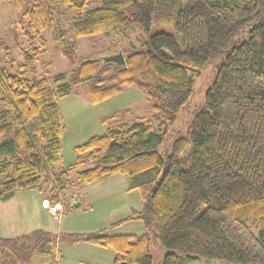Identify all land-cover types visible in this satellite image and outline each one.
<instances>
[{"label": "trees", "instance_id": "16d2710c", "mask_svg": "<svg viewBox=\"0 0 264 264\" xmlns=\"http://www.w3.org/2000/svg\"><path fill=\"white\" fill-rule=\"evenodd\" d=\"M9 1L27 42L24 70L62 18L75 38L140 30L144 41L120 50L124 66L107 60L116 52L84 59L68 81L64 74L29 80L0 67V202L38 191L56 204L73 186L79 192L121 174L141 210L116 224L137 218L145 232L0 238V264H29L35 254L49 260L57 242L109 249L113 264H153L151 240L165 251L159 264H264V0H187L184 8L185 0ZM153 20L173 21L183 48L167 32L149 35ZM66 35L59 30L54 40L61 46ZM0 50L8 56L1 40ZM208 68L202 104L169 152L158 150L163 133L127 109L101 118L105 132L73 148V165L60 166L57 100L75 87L88 86L92 104L139 88L162 127L175 122Z\"/></svg>", "mask_w": 264, "mask_h": 264}, {"label": "rangeland", "instance_id": "374dc122", "mask_svg": "<svg viewBox=\"0 0 264 264\" xmlns=\"http://www.w3.org/2000/svg\"><path fill=\"white\" fill-rule=\"evenodd\" d=\"M184 3L183 8L188 1L185 0ZM69 22V20L62 18L50 32L45 34L47 42L45 51L24 70L23 50L27 45L26 38L21 34L18 15L13 11L10 1H2L0 3V40L3 42L4 47L7 48L8 56L5 57L3 51L0 50V67L5 68L11 74H17L29 80H38L47 75L64 74L66 81H68L69 75L84 59L110 55L113 52L117 53L119 50L129 53L143 47L144 34L140 30H134L128 34L109 32L92 37L75 38L68 31ZM173 24V21L158 23L153 20L149 29V35L157 32H167L173 35L177 44L182 49L181 37ZM59 30L67 31L66 39L61 42V46L54 40V35ZM37 43L38 41H36V45ZM72 43L75 46L73 49L70 48ZM211 76L212 68L206 69L197 83L188 105L177 115L173 124L162 127L159 126V121L156 119L155 114L149 109L150 101L139 88H128L101 103L92 104L88 97V86L75 87L70 95L57 100L64 126L61 140L60 166L66 168L73 165L76 161L73 148L83 144L90 137L101 135L105 132L106 126L100 122L101 118L120 113L127 109L131 110L134 117L150 120L154 128L158 132L163 133V140L158 150L161 153L169 152L173 141L184 134L185 127L192 113L202 104L203 95L209 86ZM186 150L188 151V148ZM75 174V169L70 171V179L73 180ZM24 192L28 193H16L15 202L10 204L8 210L3 211L0 209V221L5 219L6 226L12 227L15 230L11 233L10 231L7 232L11 236H16L20 233L19 236H29L37 231L57 236L61 233L63 234L68 228L79 231L90 228L89 226L91 225L86 226L87 222L97 215L96 211L89 212L90 209L88 210V208L78 207L74 209L69 208V212L63 217L59 216V219H55L47 212L45 206L42 207L41 205V198H45L43 193L38 191ZM138 225L141 231H136L135 228H129L128 226L124 231L129 230L140 234L144 229L141 222ZM3 229L5 228L0 224V230ZM254 231L256 232V230ZM19 236L17 235L16 237ZM149 254L153 264H159L165 251L151 240ZM45 263L46 257L36 254L32 256L29 262V264ZM194 264L205 263L195 262ZM215 264L226 263L217 261Z\"/></svg>", "mask_w": 264, "mask_h": 264}, {"label": "crops", "instance_id": "0c3cea01", "mask_svg": "<svg viewBox=\"0 0 264 264\" xmlns=\"http://www.w3.org/2000/svg\"><path fill=\"white\" fill-rule=\"evenodd\" d=\"M28 192H23L26 194ZM16 194L7 202H0V209L6 211L9 209L10 204L15 202ZM41 198V205L43 207ZM79 205L76 207L88 208L89 212H97L96 216H93L87 225L90 228L83 230H75L68 228L64 233H82V234H98V235H124V234H137L133 231L125 230L127 226L129 228H135L139 230V222L143 225V231L145 227L140 219L133 218L125 221L121 224H116L128 217L133 216L135 213L141 210V199L137 190H129L128 182L126 178L121 174H115L96 182L88 184L83 189L79 190L78 194ZM72 207L67 206L62 212V217L69 212ZM121 215V216H119ZM1 217V215H0ZM0 224L5 228L0 230V238H14L7 232H13L12 227H8L5 224V219L0 221ZM94 227V228H92ZM96 227V228H95ZM121 228H123L121 230ZM142 229V228H141ZM12 230V231H11ZM141 231V230H139ZM10 235V236H9ZM59 257L58 264H113V254L109 249L80 242L73 245H67L57 242L53 256ZM48 258H46V261ZM193 262L192 264H194ZM206 264V263H205Z\"/></svg>", "mask_w": 264, "mask_h": 264}, {"label": "built area", "instance_id": "2783aa9c", "mask_svg": "<svg viewBox=\"0 0 264 264\" xmlns=\"http://www.w3.org/2000/svg\"><path fill=\"white\" fill-rule=\"evenodd\" d=\"M78 194L79 192L77 190V187L73 186L72 193L69 197H67L66 199L60 200L56 204H49L48 202H44L43 207L45 206L47 212H49V214L53 218L59 219V216H61L66 205H69L72 207L79 205ZM58 262H59V257L57 255L56 256L54 255L53 258L47 260L45 264H58Z\"/></svg>", "mask_w": 264, "mask_h": 264}, {"label": "water", "instance_id": "95a60500", "mask_svg": "<svg viewBox=\"0 0 264 264\" xmlns=\"http://www.w3.org/2000/svg\"><path fill=\"white\" fill-rule=\"evenodd\" d=\"M107 60L115 64L124 66V59L120 50L116 53V55L110 56Z\"/></svg>", "mask_w": 264, "mask_h": 264}]
</instances>
